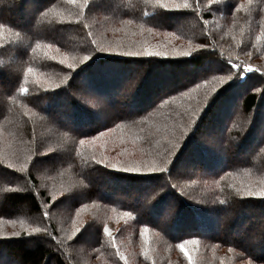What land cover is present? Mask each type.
<instances>
[{"label": "trees", "instance_id": "1", "mask_svg": "<svg viewBox=\"0 0 264 264\" xmlns=\"http://www.w3.org/2000/svg\"><path fill=\"white\" fill-rule=\"evenodd\" d=\"M119 1L122 0H104V3L116 7L120 5ZM126 1L127 4L131 2ZM212 1L215 0H202L201 5L198 6L199 1L193 0L191 5L195 8V13H191L193 20L201 18V12H203L202 16L205 15L206 19H209L210 13L203 10ZM62 2L63 0H4L0 3V23L6 25L3 29V40H0L2 45L0 46V129L3 132L0 141V220L20 215L15 213L16 210L13 208H23L26 216L21 218L26 221L42 220L46 225L44 221H47L49 215L44 214L47 213V206L50 208L53 202L58 201L50 200L44 190L36 192L38 176L41 175V164H44L41 159L47 158L51 164L64 160L63 165L67 163L64 169L68 170L69 178L71 181H77V184H72L77 189L70 196L72 210L75 209L76 203L87 204L89 200L95 199L127 212L129 217L133 218V222L142 227L139 235L142 236L144 244L136 235L138 234L136 231L130 228L123 231V226H120L113 236L115 241H123L125 251L123 257L127 258V261L130 260L129 264H188L187 257L181 248H178V245L188 241L199 244L185 247L192 256L194 264H264V237L261 235L264 234V228L257 231L261 233L259 243L250 244L247 240L253 227V217H261L264 213L262 208L264 196L243 194L245 189L259 193L263 185L245 187V183L254 181L222 182V179L227 178L231 172L237 173L238 167L241 166L249 169L248 166L251 165L255 171L264 174V129L262 134L256 136L253 132V127L258 126L261 120L259 116L257 117V112L264 101L262 84L264 82V13H262L264 0H251L253 2L251 10L259 6V10L253 13L252 18L251 10L247 9L250 5L249 0L245 3L239 0H222L221 7H233L237 4V10L240 5H244L238 11L241 14L239 20L241 23L234 24L235 20L228 18V12L208 27L205 26V32L201 30L204 24L202 27L198 25L199 32H203L206 39V43L203 44L208 47L188 56L174 55L181 59L167 61L165 60L172 57L143 59L117 54L128 51L123 50L127 45L130 48L134 45L138 46L137 41L134 43L131 40L130 44L126 46L123 44V48H116L117 45L113 40L105 41L104 32H95L101 28L98 27V16L91 9L90 3L88 8H83L80 0H77V3L69 2L64 8ZM147 2L153 3L149 8L155 7L156 11L146 14L139 11L138 19L141 23L150 25L148 27L151 28L171 31L173 35L191 33L192 30L188 32L189 29L185 26H188L191 19H184L176 24L174 20H170L172 19L170 12L173 11L161 8L155 0H147ZM210 7L209 5L208 9ZM92 15L93 22L87 23ZM165 17L167 20H164ZM244 19L247 21H243ZM84 28L86 33L82 32ZM38 44L40 47H37ZM48 44H52L53 49L47 48ZM56 48H59V52L55 51ZM209 53L221 56L222 62L219 67H213L209 76L222 78L230 75L228 68L233 65L241 67L251 65L259 71H245L240 77L232 76V80L227 84L214 87L215 91L210 86L205 88L204 85L209 84L203 83L202 80L206 76L203 72L198 75L189 74L187 78L182 79L184 81L182 83H186L185 86L179 85L180 80H177L176 84L169 82L165 91L160 94L161 91H158L156 83L161 76L156 75L150 68L147 71V83L151 85L150 88L145 91L141 89L143 87L136 88L127 98L128 103H125L129 108H135L134 112L129 110L128 115H123V119L127 121L141 118L145 114L149 115L164 104L174 108L173 110L169 107L167 115L173 120L172 127H175V130L169 131V134L162 138L165 137L166 141V145H163L165 151L174 144L177 146L167 156L163 155L164 152L160 157L157 155L158 160L153 158L158 165L160 161L164 163L163 166L169 165L167 171L147 174L142 179L137 177L139 173L94 166V171H101L108 181L124 182L121 186L115 184L117 189L113 186V190L107 192L109 188L107 183H101L104 185L102 190L92 185L89 182L91 176H86V167L83 168V163L75 161L71 156L73 147L76 148L74 142L71 143L73 147H65L66 156L57 157V160H54L55 154L48 151L51 140L48 137L51 136V130H54L55 126L59 128L56 129V133H68L72 138L88 136L85 134H93L101 129L103 123L97 124L98 114L95 111L89 112L74 94H71L72 90L78 89L83 83L87 84L88 88L94 89V94H101L107 97L108 102L113 103V98L117 100V95L126 82L132 80L135 70L132 64L141 63L149 67L147 64L162 66L164 63H175L182 66L189 62L196 67L203 63ZM53 56L56 57L55 60L51 58ZM65 56L66 63L60 64V59ZM85 56L88 57L87 60L84 59ZM68 63L74 64L75 67L69 69ZM29 67L33 72L26 77L25 73ZM128 68L129 71L126 70ZM124 70L127 76L124 75ZM223 70L225 72H221ZM232 71L236 72L237 69L232 67ZM124 79L127 81L124 82ZM37 80L40 81L39 84L35 82ZM22 87H26L28 91L22 93L20 91ZM139 90L142 91L140 95ZM184 93L189 95L173 104L172 98ZM93 96L87 98L88 102H91L90 106L97 102V97ZM227 104L230 105L225 107ZM232 104L238 106L235 115L240 118L245 115L248 119L241 121L235 118L230 120L229 125L226 123L227 127L220 136L221 142L213 144L223 154L215 155L214 147L207 148L204 141L196 140L194 136L201 129L209 128L214 126L212 123L219 122V114H224L222 112L226 108L225 116H227ZM111 111L115 113L118 110L111 108ZM121 112L123 113V110L117 112L118 116L122 115ZM59 116L63 120L62 123L57 121ZM111 119L117 121L119 117ZM47 120L52 121L50 122L52 126L46 129L47 125L44 121ZM247 121L248 126L245 130L247 133L237 146L240 145L242 149L247 145L245 148L249 147L248 149L251 150L249 155L247 152L236 157L228 149L232 147L233 136L240 132V126L246 125ZM178 127L183 129L182 135ZM35 133L38 135L34 138ZM250 138L252 141L256 140L252 145ZM7 154V159L2 161L1 158ZM190 161L193 162L194 171L186 174L194 180L188 182V190L195 187L204 189L205 193L200 200L191 199L176 184H170L171 176L168 174L171 173L176 178H184V174L181 173L183 169L181 163ZM60 166L62 165L54 166L52 171L60 169ZM90 168L93 169L92 166ZM84 181L86 187L82 186ZM147 188L153 189L152 192L155 193L160 190L157 197L159 199L154 204H150L151 208L143 210L141 195L149 191ZM237 189L240 191L238 192ZM170 196L173 197L171 202L167 200ZM64 202L62 201L60 205L64 206ZM244 207H253L255 210L251 212ZM166 208H171L174 213L166 221H162ZM72 210L66 212L70 214ZM45 225L44 229H46ZM47 226L48 233L41 231L34 236L24 235L22 237L25 238L20 240L0 238V248L5 249L3 253L0 252V264H12L11 259L2 258L3 254L10 255L16 262L13 264H68L62 251H57L61 236L59 237L56 226L52 222ZM103 230H96V234L98 231L101 236ZM79 235V233L72 235L70 239L72 244L77 242L81 246ZM135 245L138 247L137 250L132 248ZM145 250H147V258L144 255ZM135 251L138 253L131 254ZM78 256L85 254L78 253Z\"/></svg>", "mask_w": 264, "mask_h": 264}, {"label": "rangeland", "instance_id": "2", "mask_svg": "<svg viewBox=\"0 0 264 264\" xmlns=\"http://www.w3.org/2000/svg\"><path fill=\"white\" fill-rule=\"evenodd\" d=\"M130 1L131 2L127 4L126 0H122L119 1L120 5H117L116 7H112L111 4L104 3V0H90L89 3L91 5V9L94 11V13L96 12V15L98 16V20H99L98 27L101 28L99 30H96L95 32L96 33L104 32L105 34L103 33V35L105 36V41L113 40V43L117 45L115 46L116 48L119 47L123 48V44L124 46H126L127 44L131 43V40L134 43L137 41L136 44L138 46L134 45V47L130 48L128 47L129 45H127V47L123 48V50H137L145 47H152L157 50H166L170 53L169 57L172 58L166 59L165 61L172 59L176 60L179 57L177 56L176 58V56L174 55H182L181 53L183 52L196 54L198 52H201L203 49H206L208 47L207 45H205L203 49L197 47L200 44L206 43L205 36H203V32H205L204 28L205 26L208 27L209 25H211V23H213V21H216L221 15H224L225 13L229 12L228 18L234 19L235 20L234 24L236 22H238L239 24L241 23L239 22V20L241 19V14H239L238 11L236 10L237 4L234 5L233 7H227V6L221 7L222 0H215L212 1L211 3L207 2L208 6L210 5L211 7L208 9L207 6L203 11L209 12L210 18L206 19V16L205 15L202 16L203 12H201V18H194L193 20V15H191V13H195V8L191 7L193 0H186L189 7L188 8L181 7L178 10L172 9V3L169 2V9L166 10L173 11L170 12V18H172L170 20H174L175 23L178 24L179 21H183L184 19H188V18L191 19L188 26L185 25L186 28L189 29L188 32L192 30L189 35L187 33H185L186 35H184L183 33L182 35H177V34L173 35L171 31L156 29L155 27L151 28L148 27L150 25L143 24L139 21L138 19L140 16L138 15L139 11L145 14L153 13L156 11L155 7L149 8V5L150 4L153 5V3L146 2L145 0H130ZM198 1H199L198 6H200L202 0H198ZM245 1L246 0H239V2H244V3ZM174 2L183 5L185 3V0H174ZM68 3L69 0H63L62 4L64 8L67 7ZM139 5H144V7H139ZM119 6H121L120 9ZM252 7H253V2H251L250 5L247 6V9L249 8L251 10ZM258 10H259V6L257 9L253 8L251 10L250 12L251 18L253 16V13H255ZM262 10H264V3L262 5ZM168 13L169 12H167V14ZM262 13H264V11ZM92 18L93 15L91 16V19L87 20V23L93 22ZM166 18L167 17H165L164 20ZM128 20H131L132 23L131 24L125 23V21ZM243 21H247V20L244 19ZM203 24L204 27H202ZM198 25L202 27L201 30L203 32H199ZM149 28H151L152 31H148ZM82 32L86 33V29L84 28ZM140 58L147 59L149 57H140ZM220 60H221V56H217L209 53V55H207V57L204 58L203 63L200 66H196V67H193L189 62L185 63L182 66H179L175 63H164L162 66H154V65L150 66V64H147L149 65V67L141 63L138 65L132 64L135 68L132 74V80L131 82H126L125 86L121 89L120 93H118L117 100H115V97L113 98V103L108 102L107 97H103L101 96V94L100 95L96 93L94 94V89L88 88V85L83 83V85H81V87H79L78 89L72 90L71 94H74L76 99H78V101L84 107H86L89 110V112L93 113L95 111V113L98 114L97 124H99L100 122L103 123L101 129H99L95 133L93 132V134L91 133L85 134L88 136H81V137L73 136L72 138V136H70V134L68 133H63V132L56 133L57 131L56 129L59 128L54 125L55 126L53 128L54 130H51L52 134L51 136L48 137L51 139L49 142L48 151L53 152L55 154L54 160H57V157L59 158L66 156V154H64L65 147L66 146L73 147L71 143L74 142L76 148L73 147L71 156H73L75 161L83 163L82 164L83 168L86 167L87 169L86 176H91V181L89 182L92 185H95V187L101 188L100 190L104 189V185L101 183H107L106 185L109 186V188H107L106 190L107 192L113 190L112 189L113 186L116 187L117 189V186L123 185L124 182L119 180H117L119 182L108 181L106 178H104V176L102 175L103 173L101 171L97 170L95 172L94 168L98 167V165L102 167L105 166L103 164L95 163V161L92 160L93 155H95L97 159H100V157L103 156L108 160H111L112 162L120 161L126 165L136 164L143 166L146 163L155 161L153 158L158 160L157 155L160 157V155L163 154L164 152L165 153L163 155L167 156L172 150H174V147L177 146L176 144H174L170 149L166 151L163 149V145H166L165 144L166 141L164 140L165 137L162 138V136L168 135L169 131L171 130H175V127H172L173 120H170V117H168L167 115L168 109L171 106H166L164 104L157 111H154L149 115L145 114L144 116H141V118L137 117L128 121L123 119V115H128L129 110L130 112L135 111V108L132 107L129 108L128 106L125 105V103L127 102V98H129V95L133 94V90H135L136 88L139 89L140 87H143L141 89H144L145 91L147 88H150L151 85L147 83L148 81L147 71L150 70L151 68V70H153V72H155L156 75L161 76V79L158 81V83H156L158 84L157 87L158 91H161L160 94H162V92L165 91L164 89H166L169 82H172V84H176L178 82L177 80H180L181 82L179 83V85L183 87L186 85V83H182L184 82L182 79L187 78L189 74L198 75L201 72H203L204 75H206L204 77V80H202L203 83L209 84V85H204L205 88L207 86L218 88L220 85L227 84L232 80V79H227L229 75H226L227 77L223 76L222 78L209 76V72L213 69V67L220 66V62H221ZM142 67H144V69H142ZM126 70L129 71V68ZM188 70L191 72L187 73ZM221 72H225V71L223 70ZM124 75L127 76L126 71ZM221 79H223L225 82L220 83ZM125 81L127 80L124 79V82ZM262 84L264 86V82ZM141 93L142 91L138 92L139 95ZM92 95H94L93 97H97L96 98L97 102H95L93 106H90L89 103L91 102H88L87 98L88 97L91 98ZM187 95H189V93L179 94L176 97H174V99L172 98L173 104L179 102L181 98H184ZM228 105L230 104L225 105V107H228ZM111 108L114 110H118L117 111L118 113L119 111L123 110V113L121 112L122 115L118 116L117 112L114 113L113 111H111ZM231 108L232 109H230L227 116H225L227 112V108L224 109V111L222 112L224 114H219L220 121L212 123L214 124V126H210L209 128L206 127L204 129H201V131L195 133L194 139L199 141H204L205 144L207 145V148L214 147L213 144H218L221 142L220 136L221 133L224 132V128L227 127L226 123L228 124L230 120H234L235 118H239L241 119V121L244 119L246 120L248 119V117L246 118L245 115H243L242 118L237 116V114L235 115L236 111L238 110V106L236 104H232ZM172 109L174 110V108ZM258 116L260 117L261 120L259 121L258 126L253 127V132L255 133L254 136L262 134L264 129V125H263L264 101L262 102L259 108V112H257V117ZM115 117H119V120L114 121V119L113 120L111 119ZM57 121L59 122L61 121V123L63 122L60 116L57 117ZM44 122L47 125L46 129L52 126L50 123L52 121L47 120ZM181 124L182 123H180V125ZM247 124L248 121L246 122V125H244L243 127L240 126V130H239L240 132L237 133L235 136H233L232 147L228 149V151L230 153H234L236 157L240 156V154L243 153L247 154L248 152L247 155H249L250 153L251 149H248L249 147L245 148L247 145L242 149H240V145L237 146L241 138L245 137L247 133L245 132L248 126ZM116 125H121V127L117 128ZM189 128H187L188 131ZM109 129H112L113 131L109 132ZM178 129L181 130L180 135H182L184 133V131H182L183 129H181L180 127H178ZM187 130H185V132ZM100 132H106L107 136L97 140H93L94 137L99 136ZM2 133L3 132L0 129V141L2 140V136H3ZM37 135L38 133H35L33 134V137L35 138ZM82 139L86 141L84 145L80 144V140ZM250 139L251 141L250 140L249 141L251 142L252 145L253 144L252 142H255L256 140L252 141V138ZM101 145H103V147H101ZM213 150L215 151V155L223 154L219 148H215ZM7 157L8 154L5 157L1 158L2 161L7 159ZM41 160L42 162H44V164H41L42 165L41 175L38 176L39 181H38V185L36 186V192L39 193L40 191L44 190L48 193L50 200L58 201L57 203L53 202L50 208L47 206V214L49 216L47 217V221H44L46 225L43 224L42 220H38V219L36 220L32 219V221L29 220L26 221L25 219L21 218L22 216L25 215V210L23 208L21 209L13 208V210L14 209L16 210L14 212L19 213L20 215H17L16 217H11V219L0 220V238H5V239L19 238L18 240H20V239H24L27 236H34L37 233H34L32 231L33 228L39 227L41 229H44V225H45L46 229H48L47 224H51L52 222V224L55 225L56 229L58 230L59 237L61 236V241L57 251L58 252L62 251V254L64 255V259L68 264H120L121 262L125 264V260H122L120 258L125 254V251L123 250V241L121 240H120L121 242L115 241L113 236L116 230L120 229V226H123V231H125L127 228L136 231L138 233L136 235L139 236V238L143 241L144 244L145 242L142 236L139 235L142 232V227H139V225L134 223L133 218L132 217L130 218L127 212H124L121 209H117V207L115 206H111L107 203L95 199H93L92 201L89 200V203L87 204L76 203L75 209L72 210L71 207L72 197L70 196L74 194L73 193L74 190L77 191V189L73 187L72 184H77V181H71V179L69 178L70 175L68 173V170L64 169L67 163L63 165L65 161L63 160L62 162L59 160L58 162L55 161L54 162L55 164H51V162H49L47 158ZM192 163L191 161L188 163L187 162L181 163V167L183 168L181 169L182 170L181 173L184 174L185 176L184 178L182 179L176 178L175 175L171 173L168 175L171 176L170 184L172 183L176 184L177 187L180 190H182L184 193H186L188 197H190L191 199L200 200L202 199L201 196L204 195L205 193L204 189L195 187L192 188L190 191L188 190L189 188L188 182L190 183V180L192 181L194 180L192 178H189V175L186 174L188 172L194 171L193 168L194 165ZM163 164L164 163L160 161L158 165L160 169H163L160 172H164L168 170L167 167L169 165L163 166ZM59 165H62L60 166L61 167L60 169L52 171V168H54V166H59ZM48 166H50L51 168ZM91 166L93 168L92 170L90 168ZM248 167L250 168L247 169V167H243V166L238 167L237 173L231 172V174H228L227 178L222 179V182L229 181L230 183H233V181H237V180L254 181L253 183H245V187L261 184L263 185V187L261 188L264 189V174L255 171L251 165ZM131 173L136 174V172H131ZM154 173L156 172H152V173L139 172L140 175L137 177L143 179L144 175L154 174ZM174 173H176V170L174 171ZM59 177L60 179H58ZM6 178L8 179V176ZM82 186L86 187L85 181L84 183H82ZM150 188L152 187L150 186ZM150 188L149 189L147 188V190L149 191H146L143 193V195H141L143 199L141 203V208L143 210L151 208L150 204H154L156 200L159 199L157 197L160 190L155 193L152 192L154 190ZM100 193H103V191H100ZM167 200L171 202L173 200V197L171 198L170 196L168 197ZM62 201H65L64 206L63 204L60 205ZM244 208H246L247 210H251V212L255 210V208L253 207H244ZM262 208L264 210V206H262ZM69 209L73 211L70 214L67 213ZM77 213H79V215H77ZM173 213L174 212L172 211L171 208H166L165 213L162 217V221H166L168 218H170L173 215ZM15 221H19V222H15ZM253 221L254 222L252 225L253 227L251 228V234H248L249 236H247V240L250 244L259 243L260 242L259 237H261V235L262 237H264V234L257 232V231H261L264 228V213H262L261 217L260 216L253 217ZM77 227L81 229V231L79 232L80 234L79 236L81 237V246H79L77 242L72 244L70 240L72 239V235L74 236L76 235L77 232L75 231V229ZM105 227L109 229L111 236H109L104 230L101 236H99L98 231L96 234V230L105 229ZM14 232H19L20 235L13 236L12 233ZM24 235L25 237H22ZM28 242L30 241L28 240ZM138 242L140 241L138 240ZM195 244L198 243H196L195 241H188L187 243L184 244V247L193 246ZM132 248L134 250L138 249L137 245L133 246ZM2 251H5V249L0 248L1 253H3ZM182 252L184 253L183 250ZM78 253H84L85 256L79 257ZM134 253H138V252L137 251L131 252V254ZM65 254H67L68 256ZM2 258L7 260L11 259L12 264L15 262V260L12 257H10V255L8 256L3 254ZM128 261L127 264H129Z\"/></svg>", "mask_w": 264, "mask_h": 264}, {"label": "snow or ice", "instance_id": "3", "mask_svg": "<svg viewBox=\"0 0 264 264\" xmlns=\"http://www.w3.org/2000/svg\"><path fill=\"white\" fill-rule=\"evenodd\" d=\"M4 0H0V3H3ZM70 3H77V0H69ZM147 2V0H146ZM169 2L172 3V9H175V10H178L180 9L181 7L183 8H188L189 5L188 3L186 2L185 0V3L183 5L181 4H178V3H175L174 0H155V3L160 6L161 8H164V9H169ZM80 3H81V6L83 8H88L89 7V0H80ZM249 3H251V0H249ZM244 5H240L238 8H237V11H239L240 8H243ZM125 23L127 24H131L132 21L131 20H128V21H125ZM6 27L5 24L3 23H0V40H3V37H4V33H3V29ZM11 31V29H10ZM148 31H152L151 28L148 29ZM93 43H95V41H93ZM2 46V45H0ZM37 47H40V45L38 44ZM47 48L49 49H53V45L52 44H48L46 46ZM197 47L203 49L205 47L204 44H200L198 45ZM33 51H35V49H33ZM56 52H59V48H56L55 49ZM101 51H105L104 49H101ZM119 55H124V56H131V57H168L170 55V53L166 50H157V49H154L152 47H145V48H142V49H137V50H128V51H124L122 53H117ZM182 55L184 56H188L190 55L191 53L189 52H183L181 53ZM53 60L56 59L55 56L51 57ZM85 60L88 59L87 56L84 57ZM67 61V57H62L59 61L60 64H65ZM231 62L229 61V64ZM67 67L69 69H73L75 67L74 64L72 63H68L67 64ZM232 67L236 68L237 71L236 72H233L232 71ZM232 67H229L228 68V72L230 73V75L227 77V79H232V76H236V77H240L241 73L242 72H254V71H259V69H254L251 65H247V66H244V67H241L240 65H233ZM33 72V69L32 68H28L26 73H25V76L27 77L28 74L32 73ZM37 84L40 83L39 80L35 81ZM225 81L223 79L220 80V83H224ZM20 91L22 93H26L28 91V89L26 87H22L20 89ZM213 91H215V89L213 88ZM117 128L121 127V125H116ZM113 131L112 129H109V132ZM107 136V133L106 132H100L99 133V136L98 137H94L93 140H97V139H100L102 137H106ZM86 143L85 140H80V144L81 145H84ZM101 147H103V145H101ZM92 160L95 161V163L97 164H103L105 167H108V168H111V169H115L117 171H123V172H136V173H139V172H148V173H152V172H157V171H161L163 169H160L158 164L156 163V161H152L150 163H146L144 164L143 166H140V165H136V164H132V165H126V164H123L122 162L120 161H116V162H112L111 160H108L107 158L101 156L100 159H97L95 155L92 156ZM22 170V169H21ZM237 191L239 192L240 189H237ZM243 194L247 195V196H256V195H260V196H264V189H262L259 193H257L256 191L254 190H251V189H247V190H244ZM45 216H47V213L44 214ZM77 215H79V213H77ZM23 223V222H21ZM75 223V221H74ZM32 231L34 233H39L41 231H47L46 229H41L39 227L37 228H33ZM75 231L77 233H79L81 231V229L79 227H77L75 229ZM104 231L109 235L111 236V233L109 231V229L107 227H105ZM146 231V230H145ZM13 236H19L20 233L19 232H14L12 233ZM143 235V233H142ZM194 243V242H193ZM178 247H180L183 251H184V255L187 257L188 259V264H194V261H193V258L192 256L190 255L189 251L185 249L184 247V244H180L178 245ZM144 255H145V258H147V250L144 251ZM122 260H125V264H127V261H126V258L121 256L120 257Z\"/></svg>", "mask_w": 264, "mask_h": 264}]
</instances>
